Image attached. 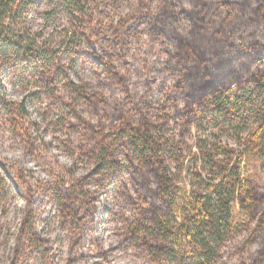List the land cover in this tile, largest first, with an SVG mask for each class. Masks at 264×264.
Instances as JSON below:
<instances>
[{
    "label": "rangeland",
    "instance_id": "obj_1",
    "mask_svg": "<svg viewBox=\"0 0 264 264\" xmlns=\"http://www.w3.org/2000/svg\"><path fill=\"white\" fill-rule=\"evenodd\" d=\"M171 1L90 0L85 33L74 39L68 36L75 32L69 13L53 0L38 2L40 12L54 14L32 16L31 33L38 42L60 49L67 69L66 74H56L57 95L23 87L6 71L0 75L2 94L24 104L30 127L27 133L14 129L0 116V264H172L142 247L143 240L133 234V223L143 221L148 200L139 184L129 183L123 175L119 178L116 170L129 167L133 158L126 146L128 130L146 121L161 125L177 153L204 136L185 118L184 112L200 109H191V97L180 86L181 70L171 55V42L181 40L177 26L158 35L157 22L166 24L160 16L169 13ZM208 12L205 18L210 23ZM192 17L194 24L187 14L176 24L201 27L199 16ZM219 31L236 44L243 39L237 29ZM65 76L84 85L94 101L70 91ZM108 145L112 149L105 150ZM105 152L113 159L108 156L110 168L99 174L97 162ZM168 163L175 168L173 159ZM250 172L264 194V165L252 164ZM61 185L87 191L84 205L77 206L78 220L58 207L55 192ZM65 202L70 211L71 203ZM31 226L35 246L26 234ZM246 236L232 240L217 264H259L264 235L258 240Z\"/></svg>",
    "mask_w": 264,
    "mask_h": 264
},
{
    "label": "trees",
    "instance_id": "obj_2",
    "mask_svg": "<svg viewBox=\"0 0 264 264\" xmlns=\"http://www.w3.org/2000/svg\"><path fill=\"white\" fill-rule=\"evenodd\" d=\"M40 1L0 0V75L6 71L23 87L46 89L57 95L56 74H66L67 66L60 49L38 42L31 33L32 16L52 18L54 14L40 12ZM53 1L70 15L75 31L69 33L70 39L85 33L90 0ZM171 2L169 13L160 16L166 24L160 19V25L157 22L161 27L158 35L163 37L162 32L170 25L177 26L181 40L171 42V55L181 70L180 86L191 97V109H200L188 110L184 116L188 125L204 136L177 153L164 137L161 125L146 121L128 130L126 146L133 158L129 167L116 170L119 178L123 175L129 183L139 184L148 200L143 221H135L132 227L133 234L143 240L142 247L172 264H217L224 249L240 234L246 233L247 240L264 235V194L250 172L252 164L264 165V0ZM207 8L211 11L210 23L205 18L209 16ZM186 14L192 24V16H199L202 26L189 29L177 25ZM219 28L239 30L242 41L236 44L232 36L222 37ZM65 78L70 91L94 101L84 85ZM0 116L14 129L25 133L30 129L24 104L6 99L1 86ZM106 149L112 148L108 145ZM110 154L99 157V174L110 168L106 159L115 156ZM169 159L175 161V168ZM186 177L190 179L187 184L183 182ZM57 189L60 210L78 220L81 208L77 206L84 205L87 191L83 186L71 188L73 191L63 185ZM65 201L71 203L70 211ZM33 227L26 234L35 246ZM104 254L107 259L110 250ZM258 262L264 264V253Z\"/></svg>",
    "mask_w": 264,
    "mask_h": 264
}]
</instances>
